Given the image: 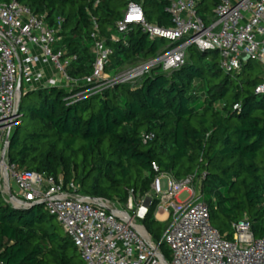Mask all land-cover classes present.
<instances>
[{"label": "trees", "instance_id": "obj_1", "mask_svg": "<svg viewBox=\"0 0 264 264\" xmlns=\"http://www.w3.org/2000/svg\"><path fill=\"white\" fill-rule=\"evenodd\" d=\"M12 1L45 14L50 26L60 19V44L76 56L67 73L77 79L91 74L95 30L111 49L106 72H117L131 58L156 56L164 40L150 38L137 24L122 34L116 31L130 3L140 6L147 23L172 26L167 0L0 3ZM220 2L198 0L196 12L207 22ZM155 70L135 84H119L80 100L71 101L76 91L59 87L27 91L9 140V163L21 172L61 177L85 197L121 205L129 193L150 191L158 175L155 165L158 173L177 181L200 180L211 225L223 238L231 240V225L243 219L255 238H264V94L256 93L262 69L248 61L238 71L225 72L217 52L191 47L178 70ZM22 119L28 128L21 127ZM148 135L152 138L144 141ZM157 205L153 200L142 224L159 243L163 225L153 218ZM49 218L41 205L11 207L0 192V261L83 264L62 228L52 226ZM159 249L168 260L167 247L161 243Z\"/></svg>", "mask_w": 264, "mask_h": 264}, {"label": "built area", "instance_id": "obj_2", "mask_svg": "<svg viewBox=\"0 0 264 264\" xmlns=\"http://www.w3.org/2000/svg\"><path fill=\"white\" fill-rule=\"evenodd\" d=\"M167 1L170 28L147 23L140 6L130 3L115 25L117 33L137 24L150 38L170 42L173 47L159 59L167 74L184 64L191 47L216 51L225 72L238 71L248 61L257 63L262 83L256 93L264 94V0H221L207 22L196 12L198 0ZM56 22L50 26L45 14L37 15L16 1L0 3V192L6 202L43 206L83 264H264V238L254 237L246 219L231 225V240L223 238L211 225L201 193L193 191L192 177L177 181L166 175L168 190L162 192V175L153 165L158 175L150 191L140 200L138 194L129 193L127 203L121 205L90 200L73 183L64 185L61 177L21 172L9 163L7 148L19 123L20 100L27 91L69 88V92L76 91L70 100H80L126 84L136 74L137 69L106 72L111 49L95 30L91 74L82 79L70 77L67 69L76 56L67 54L60 44L61 21ZM151 138L143 137L144 141ZM180 191L187 196L177 202ZM153 200L164 212L158 219L167 223L159 243L137 224L145 219ZM166 204L170 205L164 208ZM161 243L168 249V260L160 253Z\"/></svg>", "mask_w": 264, "mask_h": 264}, {"label": "rangeland", "instance_id": "obj_3", "mask_svg": "<svg viewBox=\"0 0 264 264\" xmlns=\"http://www.w3.org/2000/svg\"><path fill=\"white\" fill-rule=\"evenodd\" d=\"M170 44L171 43L168 42V41H165V40L161 41V43L159 44V48L157 50L156 56H143V55H141V56L136 57V58H131L124 64V66L120 70H118L115 73L119 74V73H124L128 69H137L135 76L133 78H131V79H129V80L124 82L126 84H135L145 74L152 73V71H154L156 68L161 66V62H160L159 59L168 51V50L167 51H165V50L170 46ZM258 72H255V74H258ZM56 78L58 79V76H56ZM68 89L69 88H66V90H68ZM28 124H29V122L27 121V119H22V123H21V127L22 128H28ZM161 175H162V178H161V181H160L161 191L162 192H166L168 190L167 182H166V179L163 178L166 175H164V174H161ZM192 184H193V186H192L193 191L196 192V193L200 192V189H199L200 188V180L198 179L196 182H192ZM10 186H11L12 190L14 191L15 187H14L12 182H10ZM186 196H187L186 191H182L177 197H175V200L177 202L178 201L182 202L186 198ZM139 197L140 198L137 199V200H140L142 196H139ZM150 197L155 199V197L152 196V194H150ZM172 203L173 202H170V204H172ZM170 204L164 205V208L169 207ZM117 207H119V205H117ZM159 208L160 207H157L155 209V213L153 214V218L155 220L158 219V218L160 219L162 217V215H159L158 218H156L158 214H163L164 213L163 211L160 212ZM49 220H50V224L52 226H55V227L56 226H60L55 218H49ZM161 223L163 225V229L161 230V236H162V234H163V232H164V230H165V228L167 226V223L164 222V221H162ZM137 224L143 225L142 222H137ZM231 232H232V230H231Z\"/></svg>", "mask_w": 264, "mask_h": 264}, {"label": "water", "instance_id": "obj_4", "mask_svg": "<svg viewBox=\"0 0 264 264\" xmlns=\"http://www.w3.org/2000/svg\"><path fill=\"white\" fill-rule=\"evenodd\" d=\"M213 52H216V51H213ZM8 150V148H7ZM9 196H12L11 194H9ZM85 198H88L90 200H98L97 198H92V197H85ZM101 200V199H99ZM9 204V203H8ZM11 207L13 208H17V209H24V208H32L34 207V205H29V206H23V205H15V204H9Z\"/></svg>", "mask_w": 264, "mask_h": 264}, {"label": "crops", "instance_id": "obj_5", "mask_svg": "<svg viewBox=\"0 0 264 264\" xmlns=\"http://www.w3.org/2000/svg\"><path fill=\"white\" fill-rule=\"evenodd\" d=\"M158 218V217H157ZM157 221H159V222H162L161 220H159V219H156Z\"/></svg>", "mask_w": 264, "mask_h": 264}, {"label": "bare ground", "instance_id": "obj_6", "mask_svg": "<svg viewBox=\"0 0 264 264\" xmlns=\"http://www.w3.org/2000/svg\"><path fill=\"white\" fill-rule=\"evenodd\" d=\"M182 191H180L179 193H178V195L181 193ZM161 217V216H160Z\"/></svg>", "mask_w": 264, "mask_h": 264}]
</instances>
